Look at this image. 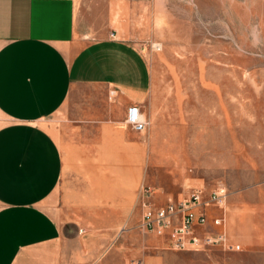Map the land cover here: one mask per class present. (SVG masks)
Here are the masks:
<instances>
[{"label": "crops", "instance_id": "crops-1", "mask_svg": "<svg viewBox=\"0 0 264 264\" xmlns=\"http://www.w3.org/2000/svg\"><path fill=\"white\" fill-rule=\"evenodd\" d=\"M155 10L153 0H0V264H131L135 257L150 264L159 254L163 264L164 250L179 251L170 232L141 228L148 155L165 153V119L189 120L187 93L172 95L166 109L168 95L133 44V20ZM255 27L264 42V0H255ZM133 105L150 130L126 123ZM259 154L255 171L236 167L235 181L218 184L228 189L223 204L210 201L211 189L196 178L159 197L152 188L151 203L201 189L208 223L197 233H223L226 244L240 246L230 254L242 264L243 256L264 254Z\"/></svg>", "mask_w": 264, "mask_h": 264}, {"label": "rangeland", "instance_id": "rangeland-1", "mask_svg": "<svg viewBox=\"0 0 264 264\" xmlns=\"http://www.w3.org/2000/svg\"><path fill=\"white\" fill-rule=\"evenodd\" d=\"M153 1V18L133 20V44L148 57L155 87L169 96L166 109L172 95L187 93L189 120H164L165 153L148 155L142 188H153L159 197L180 190L182 180L193 186L196 178L213 192L219 183L235 181L236 167L255 171V147L264 146V42L255 27V0ZM211 248L221 252L164 250L163 264H238L240 258L230 254L236 250ZM159 255L150 264H162ZM242 260L264 264V254Z\"/></svg>", "mask_w": 264, "mask_h": 264}, {"label": "built area", "instance_id": "built-area-1", "mask_svg": "<svg viewBox=\"0 0 264 264\" xmlns=\"http://www.w3.org/2000/svg\"><path fill=\"white\" fill-rule=\"evenodd\" d=\"M126 123L134 130L143 132L147 129L148 121L137 105L129 107ZM154 191L150 187L142 188V220L141 228L156 235L171 234L172 246L177 250H200L215 245H225L228 250H240L239 245L226 244L223 233H209L204 236L197 233V228L207 225L208 220L199 208L203 206L202 190L196 189L190 197L182 201H170L164 206L155 207L151 203ZM228 196L227 187L219 186L210 194V201L223 204ZM215 225H221L222 220L216 218ZM131 264H143L142 260L132 261Z\"/></svg>", "mask_w": 264, "mask_h": 264}]
</instances>
